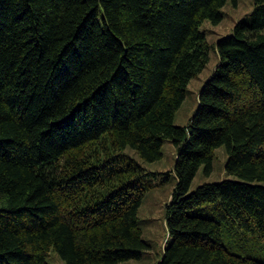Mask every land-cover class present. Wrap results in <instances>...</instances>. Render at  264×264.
<instances>
[{"label": "trees", "instance_id": "obj_1", "mask_svg": "<svg viewBox=\"0 0 264 264\" xmlns=\"http://www.w3.org/2000/svg\"><path fill=\"white\" fill-rule=\"evenodd\" d=\"M226 2L0 0V264L140 260L138 212L160 175L125 151L156 162L166 140L176 184L156 264H264V0L209 45L201 26ZM219 147L232 178L190 190Z\"/></svg>", "mask_w": 264, "mask_h": 264}, {"label": "rangeland", "instance_id": "obj_2", "mask_svg": "<svg viewBox=\"0 0 264 264\" xmlns=\"http://www.w3.org/2000/svg\"><path fill=\"white\" fill-rule=\"evenodd\" d=\"M253 0H239L234 6L230 0L222 8L224 13L223 20L219 24H213L209 20L205 21L201 30L206 33L209 45L222 37L231 34L235 23L243 17L249 15L253 10ZM219 58L216 50L210 51V59L203 71L193 78L186 91V97L177 110L175 115V124L187 126L189 120L195 113L198 106V95L205 82L212 75ZM125 153L137 161L144 170L156 172L160 177L154 181L152 187L146 191L142 204L139 208L138 218L142 230V236L150 245V248L144 251L140 260H131L120 264H156L167 244L169 238L165 222L166 206L170 202L172 191L176 184V176L173 170L176 150L173 144L166 140L162 147V158L159 161L148 163L143 162L131 150ZM227 154L224 147H219L214 152L213 169L210 175H205L201 168L194 177L190 190L205 183H216L230 177L225 170ZM167 176V180L161 182V178ZM264 184V183H263ZM48 264H65L56 252L50 251L46 256Z\"/></svg>", "mask_w": 264, "mask_h": 264}]
</instances>
